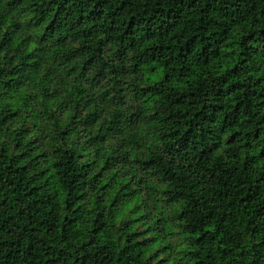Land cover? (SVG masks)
Segmentation results:
<instances>
[{
	"label": "trees",
	"instance_id": "trees-1",
	"mask_svg": "<svg viewBox=\"0 0 264 264\" xmlns=\"http://www.w3.org/2000/svg\"><path fill=\"white\" fill-rule=\"evenodd\" d=\"M0 264H264V0H0Z\"/></svg>",
	"mask_w": 264,
	"mask_h": 264
}]
</instances>
